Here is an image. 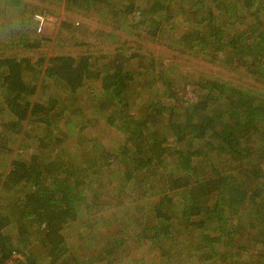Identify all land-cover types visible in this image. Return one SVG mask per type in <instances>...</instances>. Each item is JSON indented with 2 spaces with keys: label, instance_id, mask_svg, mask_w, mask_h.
Here are the masks:
<instances>
[{
  "label": "trees",
  "instance_id": "1",
  "mask_svg": "<svg viewBox=\"0 0 264 264\" xmlns=\"http://www.w3.org/2000/svg\"><path fill=\"white\" fill-rule=\"evenodd\" d=\"M47 2L108 29L0 28V263L264 264V0Z\"/></svg>",
  "mask_w": 264,
  "mask_h": 264
},
{
  "label": "rangeland",
  "instance_id": "2",
  "mask_svg": "<svg viewBox=\"0 0 264 264\" xmlns=\"http://www.w3.org/2000/svg\"><path fill=\"white\" fill-rule=\"evenodd\" d=\"M12 1L9 2V4H6L4 10L0 12V17H1V25L0 28L3 27L4 20L7 19V17H10L11 15H15L16 11L18 8H24L22 5H28V10H31V7L33 5H37L41 7V11H37V14H42L43 15V20L40 22L39 19L36 18L35 14V19L37 20V23L39 25V29L37 30L38 32L42 33L44 36H53L52 40L48 42L54 47L47 48L49 49L48 53L53 54L54 51L51 49H54L55 46L69 50L65 42H60L58 39L55 37L56 34V29L58 27V23L63 20L67 22H74L75 28V35L73 41L75 42H81L83 44H80L78 46L77 51H86L89 47L88 43H91L94 41V36H93V31H95L96 28L102 27L105 29H108L97 22L95 20H89L85 17H82L81 15H78L75 12L64 10L62 6H56L55 2H47V0H10ZM53 1V0H51ZM38 14V15H39ZM14 19L10 20L11 23H13ZM79 22H82V27L78 25ZM78 23V24H77ZM179 28H182V25L179 26ZM180 30V29H179ZM69 37V36H67ZM124 37H129V34H127L124 30H117L115 32V36L110 38V37H105L101 38V40H107L109 41V46H110V51L113 46L119 45L121 41H123ZM70 38V37H69ZM70 41L71 38H70ZM57 44V45H56ZM85 44V45H84ZM151 49L155 47V51L158 49L159 53H165V57H170L173 56L171 53H168L167 49L160 46V45H154L150 44L149 45ZM90 49L92 47H89ZM90 53L97 55L100 54L98 50H92ZM175 60V59H174ZM176 61V62H175ZM172 64L174 67H172L171 64L166 66V70L170 72L172 75L177 74L178 77L181 75H187V76H207L211 77L213 76H225L223 71L216 65V64H209L203 60H200L198 58H190L188 56L178 58L176 59ZM164 63H167V60L164 61ZM249 81V79L247 80ZM111 132V131H110ZM107 132L103 133V136H105ZM107 140V139H106ZM118 214V211L115 212ZM112 222V221H111ZM139 255V254H135ZM187 264H193V262H190L189 260L184 261V263ZM185 263V264H186Z\"/></svg>",
  "mask_w": 264,
  "mask_h": 264
},
{
  "label": "built area",
  "instance_id": "3",
  "mask_svg": "<svg viewBox=\"0 0 264 264\" xmlns=\"http://www.w3.org/2000/svg\"><path fill=\"white\" fill-rule=\"evenodd\" d=\"M36 18L39 19V21L41 22L43 20V15L42 14H39V15L37 14ZM15 259H23V257L20 254H18V253H12L8 259L4 260L0 264H11V262L13 260H15Z\"/></svg>",
  "mask_w": 264,
  "mask_h": 264
}]
</instances>
